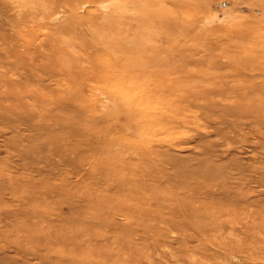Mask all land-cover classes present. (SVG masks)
<instances>
[{
  "label": "rangeland",
  "instance_id": "obj_1",
  "mask_svg": "<svg viewBox=\"0 0 264 264\" xmlns=\"http://www.w3.org/2000/svg\"><path fill=\"white\" fill-rule=\"evenodd\" d=\"M0 264H264V0H0Z\"/></svg>",
  "mask_w": 264,
  "mask_h": 264
},
{
  "label": "bare ground",
  "instance_id": "obj_2",
  "mask_svg": "<svg viewBox=\"0 0 264 264\" xmlns=\"http://www.w3.org/2000/svg\"><path fill=\"white\" fill-rule=\"evenodd\" d=\"M58 10V9H57ZM89 93V92H88ZM131 100V99H130ZM140 101H142V100H140ZM167 104H169V103H167ZM172 105V104H171ZM178 105V104H177ZM170 116V115H169ZM152 122H153V120H152ZM131 186H130V189H132L133 188V186H134V184H130Z\"/></svg>",
  "mask_w": 264,
  "mask_h": 264
}]
</instances>
